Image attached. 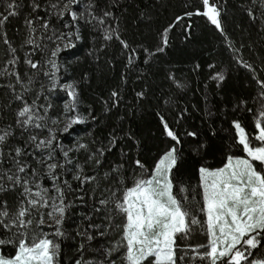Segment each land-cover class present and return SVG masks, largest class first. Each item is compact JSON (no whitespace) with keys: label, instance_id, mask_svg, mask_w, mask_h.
<instances>
[{"label":"snow or ice","instance_id":"snow-or-ice-1","mask_svg":"<svg viewBox=\"0 0 264 264\" xmlns=\"http://www.w3.org/2000/svg\"><path fill=\"white\" fill-rule=\"evenodd\" d=\"M240 7L250 24L258 22L264 45V0ZM226 10L221 0H185L180 14L157 31L155 44L133 47L135 41L121 30L126 0H0V246L14 248L11 255L0 252V264H62V258L67 264H264V56L259 63L245 60V45L237 47L225 31ZM140 16L150 22L145 12ZM193 16L224 36L233 62L250 73L255 85L254 95L234 105L253 113L254 135L239 119H232L225 133L243 154L229 152L215 168L200 164L194 186L177 183L181 134L160 109V96L155 116L163 146L146 163L143 142L131 126H121L125 117L117 116L115 123L108 119L125 103L123 85L113 87L107 98L97 97L103 107L94 115L92 108L80 111L78 83L61 75L67 71L61 57L90 35L88 55L97 62L118 44L126 60L121 73L126 84L141 48L147 65L167 48L170 30ZM13 19L21 25L10 37ZM208 68L209 81L222 87L224 73L213 71V64ZM147 75L142 70L137 81ZM167 78L183 87L171 73ZM145 84L135 91L128 118L149 100ZM59 92L68 97L62 111L52 103ZM204 99L209 102L207 94ZM164 101L175 103L179 123L188 109L170 96ZM207 114L211 118L210 108ZM88 123L92 129L72 137L74 126ZM65 136L72 137L70 145ZM74 207L85 210L68 231L64 226ZM197 233L204 234L205 243L196 242ZM68 239L75 250L65 253L62 243Z\"/></svg>","mask_w":264,"mask_h":264},{"label":"trees","instance_id":"trees-1","mask_svg":"<svg viewBox=\"0 0 264 264\" xmlns=\"http://www.w3.org/2000/svg\"><path fill=\"white\" fill-rule=\"evenodd\" d=\"M199 0H189V3H198ZM227 4L224 13L225 31L229 38L237 47L245 45L243 54L245 60H256L264 56V45L259 43V36L256 25H252L241 4L248 0H221ZM185 0H126V11L122 17L121 30L124 36L132 45L148 46L157 42V31L166 27L172 22L178 11L184 6ZM141 12H145L150 20L146 22L141 19ZM189 24L191 28L189 30ZM21 25V21L13 19L8 25L9 36L16 34V29ZM169 43L167 48L151 59L145 65L143 50H140V58L135 69L127 72L126 84L121 80V73L125 71V58L119 54L118 44H113L107 49V54L101 55V60L97 62L94 56L88 55L92 47L91 36L85 35V39L78 42L75 49L67 50L66 56L61 60L67 61V71L61 70V75L69 81L78 83L80 96V111L86 113L89 108L94 109L93 114L102 111V104L97 102V97L107 98L109 91L113 87L123 85L124 101L120 108L113 110V116L108 119L115 123L117 116H124L121 125L125 129L129 126L133 128L137 138L142 143V156L146 163H151L152 157L156 154L157 148L163 146L161 129L155 116L157 111L156 97L160 96V109L166 115L170 125L178 128L181 134L182 143L180 148L181 159L174 175L177 183L196 185L198 183V171L200 164L206 167L221 166L224 157L231 152L234 155H242V149H237L229 141L226 130L232 119H239L246 131L254 135V115L243 108H235L234 105L238 98H250L254 95L255 85L251 82L250 73L241 66L233 62V56L227 47L228 41L204 18L193 16L190 20L185 18L178 22L169 32ZM255 43V48L250 47ZM0 45V49H2ZM115 49V52L113 51ZM23 56V53H21ZM111 64L106 62L112 59ZM196 64L199 69L194 70ZM213 64V71H222L225 81L222 87L218 88L215 81H209L210 70L208 65ZM21 66V71H23ZM144 70L147 77H142L137 81V76ZM85 73L87 78L85 79ZM175 76V80L180 82L183 87L169 80L168 74ZM145 81L149 90V100L145 101L142 109L135 111L131 118L128 112L132 111L135 91L145 87ZM163 91V95L161 92ZM205 94L208 103L205 102ZM0 92V98H2ZM164 96H170L181 107H186L188 111L177 123V109L175 103L167 106ZM68 99L64 92H59L52 103L56 111L63 110V104ZM150 101V102H149ZM211 105V107H210ZM248 107H253L250 102ZM212 113L208 116V110ZM55 114V113H54ZM75 131L72 137L87 133L93 128L91 123L74 126ZM212 129L217 130L213 135ZM186 131H196L195 137L183 135ZM100 130L97 129V135ZM72 137L65 136L64 142L71 144ZM127 151V149H125ZM120 149L117 147L115 156L119 157ZM112 157H109L111 159ZM131 171V170H129ZM131 179V177H129ZM82 193L77 192L76 195ZM99 195V194H97ZM72 199L71 196L68 197ZM11 202V197H9ZM80 207H74L70 212V217L65 224V229L73 231L76 224L80 221L79 213L84 211ZM45 231H48L46 228ZM203 233L196 234L197 243H205ZM78 242V241H77ZM62 248L65 253L75 250V243L68 239L63 240ZM0 252L4 255L14 254L11 245L0 246ZM62 264H67L66 259L62 258Z\"/></svg>","mask_w":264,"mask_h":264}]
</instances>
